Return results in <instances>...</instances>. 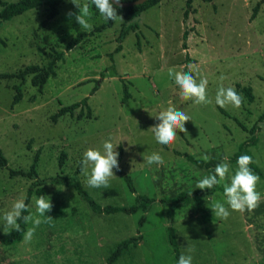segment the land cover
I'll use <instances>...</instances> for the list:
<instances>
[{
  "label": "rangeland",
  "instance_id": "374dc122",
  "mask_svg": "<svg viewBox=\"0 0 264 264\" xmlns=\"http://www.w3.org/2000/svg\"><path fill=\"white\" fill-rule=\"evenodd\" d=\"M257 3L259 12L251 19ZM91 7L93 28L87 32L92 34L70 50L67 42L82 30L66 15L69 10L78 12L68 0L62 1L60 13L46 26L41 25L46 18L45 5L0 24V74L15 73L31 64L45 66L56 51L65 52L57 62V75L42 88L31 83V76L25 82L0 78V147L9 161L8 167L0 169V264H107L121 241L138 236V245L112 264H178L168 238L167 207L159 200L183 191L193 193L199 189L197 182L209 175L207 169L176 151L200 159L205 155L221 158L220 163L229 164L224 183L230 185L237 169L229 158L251 137L236 118L248 129L257 128V143L250 151L263 171L256 185L261 196L258 207L243 213L230 210L229 217L221 220L210 208L216 202L228 207L224 194L217 191L212 196L203 195V208L210 219L191 202L177 208L174 226L181 253L191 255L192 264H264V0H192L187 18V0H161L143 12L139 28L126 36L119 52L115 50L125 17L98 30L106 22L96 6ZM189 66L197 82L208 80L206 92L212 103L197 105L181 99L168 69L184 71ZM125 84L131 97L123 102ZM15 85L23 89L17 104H13ZM221 85L240 91L243 98L240 108H224L229 116L215 103ZM243 87L252 88L253 101ZM85 97L90 117L86 108L79 117L78 108L73 115L53 121L61 106ZM170 106L192 120L185 123L188 133L177 130L174 144L165 146L155 140L150 127L159 122L153 115ZM110 137L119 144L118 153L119 147L123 148L121 158L118 156L120 170L113 169L116 176L111 178L110 187L91 188L86 176L80 172L79 177L101 206L129 207L135 203L136 193L130 191L124 175H131L137 194L156 199L143 226L142 211L96 213L74 188L49 179L58 173L74 174L83 153L88 149L102 151L103 142ZM39 151L37 173L44 180L45 197L53 205L46 213L52 219L41 218L46 222L36 228L30 243L22 239L6 245L3 216L17 199H26L34 181L26 173ZM62 152L67 156L61 169ZM153 152L162 156V165H147L143 160ZM11 170L25 174H12ZM224 183L220 185L224 187ZM34 197L39 195L31 197L32 212ZM189 248L194 251L189 252Z\"/></svg>",
  "mask_w": 264,
  "mask_h": 264
},
{
  "label": "trees",
  "instance_id": "16d2710c",
  "mask_svg": "<svg viewBox=\"0 0 264 264\" xmlns=\"http://www.w3.org/2000/svg\"><path fill=\"white\" fill-rule=\"evenodd\" d=\"M63 0H19L17 2H7L4 0H0V5L2 6V9L0 11V24L4 21H9L13 19L14 17L21 15L25 13L26 11L37 8L39 6L45 5L47 6V12H46V18L41 23L42 26L48 25V23L54 19L59 13H60V4ZM122 1H132V0H122ZM205 1H211V0H205ZM113 2V1H112ZM161 2V0H147L142 4L138 5H132L129 7H117V13L121 17H125V21L122 23V28L118 37V46L116 47L115 52H119L123 48V41L126 38V36L131 32L135 31L139 28V18L143 14L144 11L158 5ZM114 6L115 3L113 2ZM192 5V0H187V10L185 11V18L189 16L190 8ZM260 9V3H257L256 6L253 8V12L251 15V19H255ZM115 22L108 21L105 23V25L98 27V30L105 29L107 27H112ZM92 32H87L85 30L79 31L74 37H72L66 44V49L70 50L79 43H81L86 37L91 35ZM188 30L184 32V39L186 40L188 37ZM2 45H6V43L3 41ZM1 51V47H0ZM65 52L64 51H56V56L53 60H51L47 65L41 66L38 64H31L24 69H21L18 72L15 73H2L0 74V78L4 79H13L17 78L20 79L22 82H25L29 76H31V83L39 88H42L49 78L55 77L57 75L56 67L57 62L59 60H62L64 58ZM189 69L186 68L184 72H187ZM16 94L14 96L13 104H17L23 96V89L21 85H15ZM94 89H97V86H95ZM95 91V90H94ZM237 91V90H236ZM242 91L246 94V96L249 98V101H253L254 94L252 92L251 87H243ZM238 94H240V91H237ZM241 95V94H240ZM131 97V93L129 92L128 86L124 85V96H123V102L127 101ZM80 108L79 117H83L85 108L88 110L86 112V116L90 117L91 107L88 104V97L83 98L82 100L75 102L70 105L61 106V108L52 116V119L54 122H57V120L66 115L70 114L73 115L75 110ZM219 110L229 116V113L224 109L219 107ZM236 121L238 124L244 129L248 130L251 133V137L244 142H242L239 145V149L236 153H234L233 156L229 158L230 163L234 168H238L237 166V159L241 155H249L253 158V163L249 165V167L252 169L253 173L257 175L258 177H263V171L262 169L257 165L255 161L254 155L250 151V146L257 143L256 138V126H253L252 128L248 129L247 126H245L242 122H240L237 118ZM123 148L119 147V159L122 156ZM177 154L181 156H185L187 160L194 163L197 167L205 168L207 169L208 175L214 174V168L215 166L221 162V158L212 157L207 162H205L203 159L197 158L193 156L192 154H189L187 152H178ZM39 155L40 151L36 153L34 157V161L30 167V170L26 173L29 177H31L34 181L32 182L27 197L25 199L26 204L29 205L31 197L34 194H37L39 196L44 195L45 196V188L42 186L44 184V180L38 178L37 173V164L39 162ZM66 152H62L59 157V166L61 169L65 165L66 161ZM118 159V162H119ZM8 158L4 154L3 149L0 147V169L8 167ZM80 164L78 165V168L76 172L72 175H65L63 173H58L52 177H50V181L57 185H64L67 187L74 188L79 195H81L91 206L94 212L99 214H111L116 212H125V213H135L138 211H142L144 215L140 219V225L143 226L146 222V213L150 210L152 204L156 201L155 198H151L147 195L137 194V188L133 182V178L131 175L125 174L124 178L125 181L132 193H136L135 197V203L131 206H113V205H107V206H101L96 200L90 195V193L86 190L84 185L82 184V181L79 177L80 173ZM120 170V169H119ZM122 172V171H121ZM12 174L20 173L25 174L22 170H11ZM221 191L224 194V187L222 185H215L212 189H197L193 193L188 191H183L179 194H177L174 197L170 196H164L159 201L167 207V217L169 221L168 226V238L169 242L173 247V251L175 254V258L178 263L179 256L182 254L181 249L178 243L177 238V229L174 226L175 221V214L176 210L180 206H186L191 202H194L197 205V208L203 212V217L207 220L210 219L208 214L204 211L203 204L204 199L203 195L212 196L215 192ZM27 214V213H24ZM18 223L21 224L22 231H11L10 234L6 238H4L3 242L6 245H12L17 242L22 241L24 236V231L27 229V225L23 223L22 220L18 221ZM141 236L138 237H131L127 238L123 241H121L115 248V250L112 252L110 257L108 258L107 264L114 263L117 259H119L124 252H126L129 248L137 246L139 243V239Z\"/></svg>",
  "mask_w": 264,
  "mask_h": 264
},
{
  "label": "clouds",
  "instance_id": "9594fccd",
  "mask_svg": "<svg viewBox=\"0 0 264 264\" xmlns=\"http://www.w3.org/2000/svg\"><path fill=\"white\" fill-rule=\"evenodd\" d=\"M77 9L78 12L69 10L66 15L69 20L73 19L80 26V30L91 31L93 28L90 22L94 4L99 11L100 16L105 22L123 21V18L118 15L117 7H122L121 0H115V5L112 0H90L81 4L80 0H68ZM193 69L189 66L187 72L176 71L173 68L168 69V76L174 79L175 84L180 90V97L182 100H192L197 105H206L212 103V100L207 96L208 80L201 78L199 82L193 75ZM221 79H223L221 77ZM243 98L233 87H224L221 85L215 95V103L221 108L231 105L234 108L242 106ZM159 122L151 126L150 129L154 134L155 140L165 146H172L177 138V130L188 133L185 123L192 120L190 116L185 114L182 110H177L174 107H168L166 110L159 111L153 115ZM134 144V143H131ZM119 144L111 142V137L105 140L102 144V151L96 149H88L83 153V159L80 162V172L87 177L86 184L91 188L110 187V180L114 176L113 169L119 170L118 156L119 153L116 148ZM204 161L207 162L209 157L205 155ZM147 165L157 164L162 165L164 160L162 156L153 152L151 155L144 157ZM253 163V158L249 155H241L237 159V171L231 177V183H224L229 173L228 163H218L214 168V174L204 177L197 182L196 188L201 190L212 189L215 185L224 183V196L228 207L224 203L216 202L210 208L213 215L221 220L227 219L231 211L243 213L245 211L252 212L258 207L261 196L256 191V185L259 177L255 175L249 165ZM35 201V212L30 210V206L26 204L25 198L17 199L11 210L5 212L3 216L4 226L3 232L7 235L11 231H22L21 224L18 221L22 220L24 224L32 225L24 231L23 241L28 244L32 241L36 228L40 226L42 217L51 220L52 217L46 215L50 212L53 205L49 198L44 195L33 198ZM27 213V214H24ZM189 252L194 249L189 248ZM193 257L191 255L181 254L178 259V264H192Z\"/></svg>",
  "mask_w": 264,
  "mask_h": 264
},
{
  "label": "water",
  "instance_id": "95a60500",
  "mask_svg": "<svg viewBox=\"0 0 264 264\" xmlns=\"http://www.w3.org/2000/svg\"><path fill=\"white\" fill-rule=\"evenodd\" d=\"M112 1L115 3V0H112ZM145 1H147V0H132V1H122L121 0V3L123 5L122 7H129V6H132V5L142 4Z\"/></svg>",
  "mask_w": 264,
  "mask_h": 264
}]
</instances>
